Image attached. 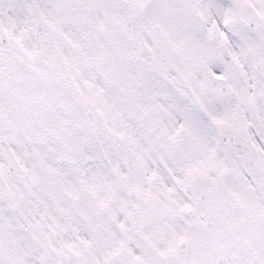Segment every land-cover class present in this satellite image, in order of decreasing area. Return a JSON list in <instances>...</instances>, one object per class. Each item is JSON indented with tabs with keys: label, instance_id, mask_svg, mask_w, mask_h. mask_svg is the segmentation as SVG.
<instances>
[{
	"label": "snow or ice",
	"instance_id": "6c2138e0",
	"mask_svg": "<svg viewBox=\"0 0 264 264\" xmlns=\"http://www.w3.org/2000/svg\"><path fill=\"white\" fill-rule=\"evenodd\" d=\"M0 264H264V0H0Z\"/></svg>",
	"mask_w": 264,
	"mask_h": 264
}]
</instances>
